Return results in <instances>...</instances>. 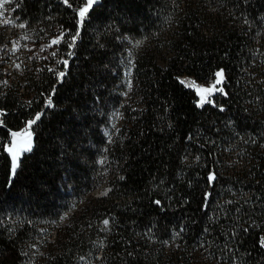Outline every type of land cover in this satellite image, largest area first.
Returning <instances> with one entry per match:
<instances>
[{"label":"trees","instance_id":"trees-1","mask_svg":"<svg viewBox=\"0 0 264 264\" xmlns=\"http://www.w3.org/2000/svg\"><path fill=\"white\" fill-rule=\"evenodd\" d=\"M75 2L20 5L67 63L0 82V264H264V0Z\"/></svg>","mask_w":264,"mask_h":264},{"label":"rangeland","instance_id":"rangeland-1","mask_svg":"<svg viewBox=\"0 0 264 264\" xmlns=\"http://www.w3.org/2000/svg\"><path fill=\"white\" fill-rule=\"evenodd\" d=\"M61 1L65 2V0ZM75 1L74 8L79 6L78 8L80 9L85 4V0ZM21 2L22 0H0V5H2V7H0V82L6 81L7 77L12 79L24 76L25 70L31 69L34 63H39L41 60L50 58L51 56L59 63L65 61L62 57L64 52L58 49L62 39L58 28L50 27V31L47 32L37 24H28L25 20V14L20 8ZM6 21H10V23ZM22 24L24 27L20 26ZM53 39H59V42L57 44H51ZM48 45L51 46L48 47ZM53 53H55V55H53ZM16 65H19V68H17ZM37 69H39V66ZM221 71L222 70H219L218 72ZM218 79L220 81L219 83H217ZM223 79L224 75L222 71L221 77H217L216 75V77L209 82L201 83L193 78H185L184 83L196 91L199 103H201L202 96L204 97L203 103H206L208 101H213L214 96L222 92ZM21 81H23V79H21ZM24 82L25 81H23V84ZM213 85H215V88L210 93H200L197 91V87L209 88ZM2 114V111H0V125H2ZM27 122L21 129L12 132L26 133L30 131L32 134L31 128H28ZM12 132L9 133V138L5 141V150L9 147V141L12 140ZM21 138L22 137H18L17 139ZM7 153L11 156L8 151Z\"/></svg>","mask_w":264,"mask_h":264},{"label":"snow or ice","instance_id":"snow-or-ice-1","mask_svg":"<svg viewBox=\"0 0 264 264\" xmlns=\"http://www.w3.org/2000/svg\"><path fill=\"white\" fill-rule=\"evenodd\" d=\"M67 2V0H65ZM97 3V0H85V4L79 9V17H80V24L82 25L84 23V18L88 14L89 10L93 7L94 4ZM2 7V5H0ZM9 22L10 21H6ZM21 27H24V25H20ZM27 38V37H25ZM75 39V37L73 38ZM59 42V39H53L51 41V44H57ZM51 45H48L50 47ZM55 55V53H53ZM65 63H67L65 61ZM17 68H19V65H16ZM60 77L62 78L65 73L61 72ZM217 77H221L222 71L216 73ZM219 79L217 80V83H219ZM215 88V85L209 87V88H200L197 87V91L200 93H210ZM204 102V97H201V103ZM51 101H49V104ZM40 119V114H37L35 119L30 120L27 122L28 128H31L32 124L36 123L37 120ZM12 140L9 141V147H7V151L11 154L12 159V166H11V174L15 176L17 168L20 166V156L25 152H31L32 150V134L30 131L26 133H18V132H12L11 133ZM18 137H22L21 139H17ZM211 179H214V175L210 177ZM107 192L104 193L106 195ZM159 203V201H157ZM105 224L108 223L107 220L104 221Z\"/></svg>","mask_w":264,"mask_h":264}]
</instances>
